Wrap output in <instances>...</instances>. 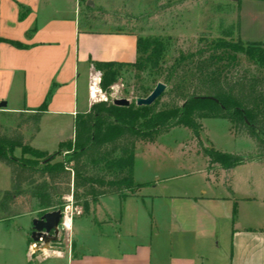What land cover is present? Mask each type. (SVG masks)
<instances>
[{"label":"crops","instance_id":"obj_1","mask_svg":"<svg viewBox=\"0 0 264 264\" xmlns=\"http://www.w3.org/2000/svg\"><path fill=\"white\" fill-rule=\"evenodd\" d=\"M235 2L239 39L264 42V0ZM136 56L135 34L83 27L77 0H0V104L6 103L0 112L35 113L46 102L38 131L27 136L31 144L46 127L54 130L57 150L73 139L76 115L91 103L92 62L132 63ZM158 136L136 143L134 159ZM188 153L199 164L188 173L199 177L197 183L137 180L133 167L134 183L144 185L91 201L90 216H83L90 222L89 249L77 237L83 223L74 222L73 246L42 252L34 262L25 226L0 219V264H40L51 257L61 264H264V155L252 153L224 169L197 150ZM10 188V169L0 162V194Z\"/></svg>","mask_w":264,"mask_h":264},{"label":"trees","instance_id":"obj_2","mask_svg":"<svg viewBox=\"0 0 264 264\" xmlns=\"http://www.w3.org/2000/svg\"><path fill=\"white\" fill-rule=\"evenodd\" d=\"M233 35L234 39L226 38ZM165 50L160 38L137 36L134 62L94 61L92 65L101 71V79L112 84L124 67L160 71ZM208 51L211 52L206 55ZM238 54L254 62L258 73L229 76L226 68L237 61ZM174 69L171 76L167 72L165 80H178L174 97L180 104L157 110L156 102L148 106H118L109 100L93 103L86 114L76 115L73 139L61 142L53 154L32 148L18 129L11 134L0 132V162L11 172V188L2 192V202L6 204L25 186L37 204L47 210L58 208L61 192L70 194L85 207L100 197L131 193L144 185L133 181L136 143L153 142L168 128L179 125L196 132V121L204 118L229 120L238 133L255 142L259 156L264 155V42L241 41L238 25L232 24L225 37L211 41L206 48L181 53L175 59ZM45 105L46 102L32 116L34 133L39 129ZM15 148L20 149L22 156H14ZM64 152H70L65 161H53L55 155ZM203 156L224 169L243 162L239 155L212 147L203 150ZM61 184L66 185L64 191Z\"/></svg>","mask_w":264,"mask_h":264},{"label":"rangeland","instance_id":"obj_3","mask_svg":"<svg viewBox=\"0 0 264 264\" xmlns=\"http://www.w3.org/2000/svg\"><path fill=\"white\" fill-rule=\"evenodd\" d=\"M88 1L77 0L83 27L113 32H130L142 38L156 36L164 42L166 50L161 60L160 71H150V69L137 71L131 67H124L115 82L108 84L106 80L101 79L99 84L101 94L110 102L115 98H125L129 100L130 104L136 106L137 98L146 97L156 84L161 82L165 85V89L161 96L154 101L157 110L167 109L176 103L180 104V101L174 97L178 88L175 82L178 80H165L167 72L171 76L176 69V67L174 69L175 59H178L181 53L186 55L195 52L198 48H206L211 41L225 37L229 26L236 24L237 4L235 0H91L93 4H89ZM226 38L234 39L235 36ZM210 52L208 51L206 55ZM229 64L226 68L229 76H236L240 72L255 75L259 71V67L242 54H238L237 61ZM144 90H149V92L145 93ZM99 101H103V99L98 95L95 100H91L90 106ZM34 115L35 113L28 112L14 114L0 112V132L11 134L12 131L18 129L28 141L27 136L33 135L35 131L34 117H32ZM66 119V123L62 126L63 137H67L69 134V120ZM196 122L198 124L196 132L193 128L182 125L170 127L158 136L156 143L148 148V152L145 151L141 154L139 151L134 159V178L144 181H159L168 177L171 182L197 183L199 177L188 174L192 171L191 168L199 167L198 163L191 162V153H188L190 149L197 150L199 154L203 155V150L212 147L219 151L239 153L243 160L251 157L252 153L259 157L257 149L252 152L257 148L255 142L252 139L249 140L250 138L246 135L238 133L234 127L229 130L232 125L229 120L204 118V120L200 119ZM201 122H203V129ZM53 131L51 127H46L44 132L33 140V144L30 141L28 143L35 147L57 150L55 146L57 138ZM239 135L241 136L239 137ZM181 143L182 146H180ZM14 151L17 157L22 156L19 148H15ZM69 153L55 155L53 161H65ZM23 157L27 158L28 155ZM60 187L61 191H64L66 185L61 184ZM61 193L63 195L58 198L57 206V209L63 212L61 223L46 240L40 239L36 242L32 240V219L39 218L51 210L41 208L36 199L30 196L26 186L6 204L2 202V194H0V219H4L13 227L25 226L28 246L35 250L33 253L34 262L40 254H43L42 252L45 255H53L56 254V251L73 246L74 222L75 225L83 223L84 229L81 232L78 230L77 237L85 242L84 248L89 249L90 222L89 218L86 220L83 216H90V202L85 207L79 201L76 202L72 199L70 194ZM61 205H64L63 209H61ZM66 217L71 220V229L65 227ZM79 217L82 218L79 219ZM77 218L79 221H75ZM34 244L36 247H33ZM40 264H61V259L51 257Z\"/></svg>","mask_w":264,"mask_h":264},{"label":"water","instance_id":"obj_4","mask_svg":"<svg viewBox=\"0 0 264 264\" xmlns=\"http://www.w3.org/2000/svg\"><path fill=\"white\" fill-rule=\"evenodd\" d=\"M165 89V85L158 82L154 89L144 98L139 97L136 99V105L148 106L154 103V101L161 96ZM114 105L128 106L130 104L128 99L115 98L112 100ZM6 103L2 102L0 107H5ZM63 219V212L59 209L47 211L42 214L39 218L32 219V240L38 241L40 239L46 240L51 233L55 232L61 220Z\"/></svg>","mask_w":264,"mask_h":264},{"label":"built area","instance_id":"obj_5","mask_svg":"<svg viewBox=\"0 0 264 264\" xmlns=\"http://www.w3.org/2000/svg\"><path fill=\"white\" fill-rule=\"evenodd\" d=\"M101 77H102L101 71L93 68L90 74V83L88 89L89 98L91 100H95L97 98V95H99L103 99V101L107 100V98L104 99L105 97L104 95L101 94V89L99 87Z\"/></svg>","mask_w":264,"mask_h":264},{"label":"clouds","instance_id":"obj_6","mask_svg":"<svg viewBox=\"0 0 264 264\" xmlns=\"http://www.w3.org/2000/svg\"><path fill=\"white\" fill-rule=\"evenodd\" d=\"M104 99H106V97ZM65 227L69 228V229H71V227H72L71 220L67 217L65 218Z\"/></svg>","mask_w":264,"mask_h":264},{"label":"bare ground","instance_id":"obj_7","mask_svg":"<svg viewBox=\"0 0 264 264\" xmlns=\"http://www.w3.org/2000/svg\"><path fill=\"white\" fill-rule=\"evenodd\" d=\"M97 96H98V95H97ZM33 247H36V246H35V244H34V246H33Z\"/></svg>","mask_w":264,"mask_h":264}]
</instances>
